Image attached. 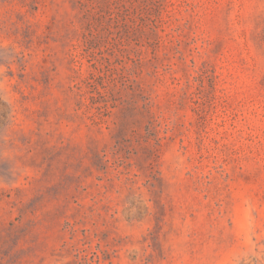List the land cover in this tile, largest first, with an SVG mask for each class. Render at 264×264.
Listing matches in <instances>:
<instances>
[{
	"label": "rangeland",
	"instance_id": "374dc122",
	"mask_svg": "<svg viewBox=\"0 0 264 264\" xmlns=\"http://www.w3.org/2000/svg\"><path fill=\"white\" fill-rule=\"evenodd\" d=\"M0 264H264V0H0Z\"/></svg>",
	"mask_w": 264,
	"mask_h": 264
}]
</instances>
